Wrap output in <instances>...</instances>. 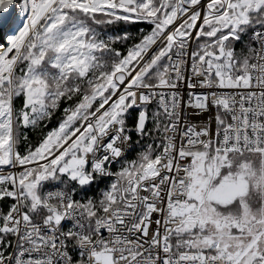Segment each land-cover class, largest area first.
Returning a JSON list of instances; mask_svg holds the SVG:
<instances>
[{
    "label": "snow or ice",
    "instance_id": "obj_1",
    "mask_svg": "<svg viewBox=\"0 0 264 264\" xmlns=\"http://www.w3.org/2000/svg\"><path fill=\"white\" fill-rule=\"evenodd\" d=\"M213 141L264 146V0H0V264H264L185 226Z\"/></svg>",
    "mask_w": 264,
    "mask_h": 264
},
{
    "label": "rangeland",
    "instance_id": "obj_2",
    "mask_svg": "<svg viewBox=\"0 0 264 264\" xmlns=\"http://www.w3.org/2000/svg\"><path fill=\"white\" fill-rule=\"evenodd\" d=\"M200 151L202 155L190 173L193 179L188 191L194 206L184 217L185 226H203L209 235L222 232L225 236L229 225L264 229V151L247 149L242 155L234 153L227 161L221 158L219 162L205 155V148ZM227 163L235 166L225 175L220 168Z\"/></svg>",
    "mask_w": 264,
    "mask_h": 264
},
{
    "label": "trees",
    "instance_id": "obj_3",
    "mask_svg": "<svg viewBox=\"0 0 264 264\" xmlns=\"http://www.w3.org/2000/svg\"><path fill=\"white\" fill-rule=\"evenodd\" d=\"M142 27H146V26H145V25H134V26H132L131 31H132L133 35H135V34H136V31H137L139 28H142ZM214 149H215V141H213V143H212V148H211V149L205 147V150H206V151H205V155H206L207 153H209V152H212V153H213L212 157H213V159H214V157H215ZM234 153H237V152H233L232 154H234ZM101 187H103V185H101Z\"/></svg>",
    "mask_w": 264,
    "mask_h": 264
},
{
    "label": "built area",
    "instance_id": "obj_4",
    "mask_svg": "<svg viewBox=\"0 0 264 264\" xmlns=\"http://www.w3.org/2000/svg\"><path fill=\"white\" fill-rule=\"evenodd\" d=\"M215 147H216V145H215ZM248 150H254V151H264V146H262L261 148H259V149H257V148H255V147H253V148H251V149H248ZM193 206H194V201L193 200H191V202H189L188 203V205H187V208L185 209V211L186 212H190L191 211V209L193 208Z\"/></svg>",
    "mask_w": 264,
    "mask_h": 264
}]
</instances>
